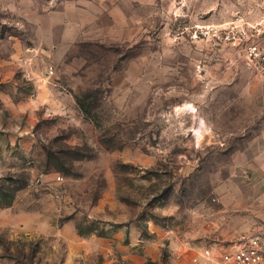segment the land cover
Masks as SVG:
<instances>
[{
  "label": "rangeland",
  "instance_id": "obj_1",
  "mask_svg": "<svg viewBox=\"0 0 264 264\" xmlns=\"http://www.w3.org/2000/svg\"><path fill=\"white\" fill-rule=\"evenodd\" d=\"M57 1L0 0V264H195L263 235L264 70L178 36L264 0H129L135 36L60 50Z\"/></svg>",
  "mask_w": 264,
  "mask_h": 264
},
{
  "label": "built area",
  "instance_id": "obj_2",
  "mask_svg": "<svg viewBox=\"0 0 264 264\" xmlns=\"http://www.w3.org/2000/svg\"><path fill=\"white\" fill-rule=\"evenodd\" d=\"M179 39L187 41L198 51L235 48L242 53L247 66L264 70V22L250 23L242 13L234 15L227 23H196L179 33ZM207 60L199 57L195 67L201 74ZM195 264H264V234L253 237L232 250L218 254L214 250L198 253Z\"/></svg>",
  "mask_w": 264,
  "mask_h": 264
},
{
  "label": "crops",
  "instance_id": "obj_3",
  "mask_svg": "<svg viewBox=\"0 0 264 264\" xmlns=\"http://www.w3.org/2000/svg\"><path fill=\"white\" fill-rule=\"evenodd\" d=\"M134 4L129 0H58L47 15L49 20L47 32L52 38L54 37L49 42L56 47V50H60V47L77 43L87 36L102 38L108 35L118 38L122 30H125L124 32L128 30V34L132 31V35L135 36L137 19L135 14L133 17L130 14V5L135 7ZM242 14L250 23L261 22ZM43 28L44 26H41L40 29L43 30ZM210 52L215 55H209ZM204 53L213 61L218 55H225L230 66L229 78L234 75V69L237 66L247 67L241 51L232 47L221 50L208 49Z\"/></svg>",
  "mask_w": 264,
  "mask_h": 264
},
{
  "label": "trees",
  "instance_id": "obj_4",
  "mask_svg": "<svg viewBox=\"0 0 264 264\" xmlns=\"http://www.w3.org/2000/svg\"><path fill=\"white\" fill-rule=\"evenodd\" d=\"M11 205V203L10 202H7L4 206H10Z\"/></svg>",
  "mask_w": 264,
  "mask_h": 264
},
{
  "label": "bare ground",
  "instance_id": "obj_5",
  "mask_svg": "<svg viewBox=\"0 0 264 264\" xmlns=\"http://www.w3.org/2000/svg\"><path fill=\"white\" fill-rule=\"evenodd\" d=\"M203 136L201 135V138H202Z\"/></svg>",
  "mask_w": 264,
  "mask_h": 264
}]
</instances>
